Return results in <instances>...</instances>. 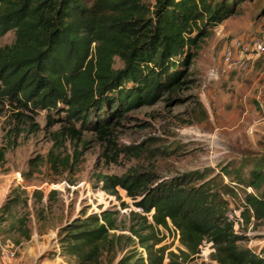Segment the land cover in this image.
<instances>
[{
    "label": "trees",
    "instance_id": "1",
    "mask_svg": "<svg viewBox=\"0 0 264 264\" xmlns=\"http://www.w3.org/2000/svg\"><path fill=\"white\" fill-rule=\"evenodd\" d=\"M245 1L252 0H0V37L14 33L12 43L0 47V101L47 111L46 125L60 124L55 141L95 132L113 146V125L127 112L161 99L180 100L196 85L198 50ZM16 131L14 126L9 134ZM3 155L0 147V160ZM37 160L29 163L36 166ZM242 164L252 165L247 173ZM242 164L169 178L136 170L101 176L103 190H125L142 212L130 210L127 225L117 223L112 209L81 212L59 227L58 256L70 264H204L193 260L206 240L217 264H264V246L248 247L234 228L239 222L243 229L264 226V153ZM18 202V196L6 199L0 213L7 215ZM233 202L241 221L228 216ZM169 223L179 231L177 252L157 246L160 228L170 230ZM10 229L30 237L25 217Z\"/></svg>",
    "mask_w": 264,
    "mask_h": 264
},
{
    "label": "rangeland",
    "instance_id": "2",
    "mask_svg": "<svg viewBox=\"0 0 264 264\" xmlns=\"http://www.w3.org/2000/svg\"><path fill=\"white\" fill-rule=\"evenodd\" d=\"M263 8L264 0L243 2L239 13L218 25L198 50L192 65L196 85L179 94L180 100L174 99L176 96L161 99L127 112L113 125V146L95 132H84L80 139L63 136L55 141L60 124L47 126V111L15 108L0 101V147L4 148L0 206L15 196L19 200L10 213H0V264H70L57 255V232L81 212L112 209L118 211L117 223L127 225L129 211L137 207L125 190L118 187V194L103 190V175L136 170L169 178L195 169L216 172L219 165L238 167L264 153V55L232 70H224L221 63L224 48L234 39L264 35ZM13 39V31L7 32L0 37V47ZM121 65L116 58L114 67ZM211 68L218 71L215 80L206 78ZM17 112L24 117L16 118ZM14 126L18 131L11 135ZM33 158L38 159L36 166L29 163ZM240 166L247 173L252 165ZM245 190L252 192L251 187ZM239 193L244 195L241 189ZM231 207L228 215L239 218L240 208L235 202ZM22 217L30 230L29 239L10 229ZM234 228L244 234L243 243L248 247L258 250L264 246V226L243 229L239 222ZM160 230L163 240L157 246L166 245L167 252H177L180 243L176 234ZM113 232L129 234L126 230ZM137 250L146 257L142 248ZM210 254L207 245L201 244L193 261L217 264Z\"/></svg>",
    "mask_w": 264,
    "mask_h": 264
},
{
    "label": "built area",
    "instance_id": "3",
    "mask_svg": "<svg viewBox=\"0 0 264 264\" xmlns=\"http://www.w3.org/2000/svg\"><path fill=\"white\" fill-rule=\"evenodd\" d=\"M264 54V35L260 34L258 36L251 37L249 39H234L229 46L224 48L221 54V63L224 70H232L240 68L246 64L248 60L257 59ZM207 80H215L218 78L217 69L211 68L207 72ZM137 212H142L141 208H136ZM229 218L232 215H228ZM170 230L176 234L179 238V231L169 223ZM202 244H206L209 248V253L214 252L213 243L204 240ZM59 252V250H58ZM57 252V255H58Z\"/></svg>",
    "mask_w": 264,
    "mask_h": 264
},
{
    "label": "crops",
    "instance_id": "4",
    "mask_svg": "<svg viewBox=\"0 0 264 264\" xmlns=\"http://www.w3.org/2000/svg\"><path fill=\"white\" fill-rule=\"evenodd\" d=\"M225 21H226V20H225ZM263 55H264V54H263ZM260 57H261V56H260ZM254 60H256V59H251V60H248V61H249V62H250V61L252 62V61H254ZM249 62H248V63H249Z\"/></svg>",
    "mask_w": 264,
    "mask_h": 264
}]
</instances>
